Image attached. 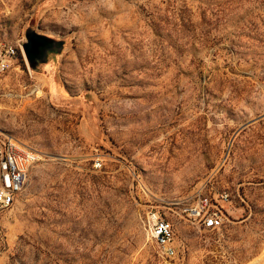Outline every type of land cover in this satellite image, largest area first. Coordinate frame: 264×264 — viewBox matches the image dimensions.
<instances>
[{
	"label": "rangeland",
	"instance_id": "374dc122",
	"mask_svg": "<svg viewBox=\"0 0 264 264\" xmlns=\"http://www.w3.org/2000/svg\"><path fill=\"white\" fill-rule=\"evenodd\" d=\"M32 34L63 51L30 62ZM9 45L0 133L44 158L0 210V264H264V0H3ZM221 192L220 228L190 221Z\"/></svg>",
	"mask_w": 264,
	"mask_h": 264
},
{
	"label": "built area",
	"instance_id": "2783aa9c",
	"mask_svg": "<svg viewBox=\"0 0 264 264\" xmlns=\"http://www.w3.org/2000/svg\"><path fill=\"white\" fill-rule=\"evenodd\" d=\"M3 0H0V8ZM17 49L6 46L0 50V68L14 58ZM44 154L24 142L0 133V210L11 208L26 183L32 166L43 160ZM99 166L100 164H96ZM215 202L207 197H199L196 204L185 209L190 221L196 222L206 229L220 228L223 224V214L218 204L228 201L229 194H217ZM148 238L158 248L164 257L172 258L177 253L175 228L172 222L164 218L158 211H151L147 216Z\"/></svg>",
	"mask_w": 264,
	"mask_h": 264
},
{
	"label": "water",
	"instance_id": "95a60500",
	"mask_svg": "<svg viewBox=\"0 0 264 264\" xmlns=\"http://www.w3.org/2000/svg\"><path fill=\"white\" fill-rule=\"evenodd\" d=\"M32 39H34L37 42H40L41 44L47 45V47L44 51V54H43V58H42L43 62L47 61V56L50 52L55 51L56 53H61L63 51L64 44H65V42L62 40L48 41V38L35 36L34 34H32L31 36H28V43H26L24 45V50H25L27 57L30 60V62H32V59H33L32 56L30 55V52H29Z\"/></svg>",
	"mask_w": 264,
	"mask_h": 264
},
{
	"label": "flooded vegetation",
	"instance_id": "af4514ba",
	"mask_svg": "<svg viewBox=\"0 0 264 264\" xmlns=\"http://www.w3.org/2000/svg\"><path fill=\"white\" fill-rule=\"evenodd\" d=\"M48 41H51L48 39ZM41 43L37 41H35L34 39H32V42H31V45H30V50L31 52H33V58L36 59V60H39V61H42V58H43V54H44V51L47 47V45H40ZM36 52H40L39 55L35 54Z\"/></svg>",
	"mask_w": 264,
	"mask_h": 264
},
{
	"label": "crops",
	"instance_id": "0c3cea01",
	"mask_svg": "<svg viewBox=\"0 0 264 264\" xmlns=\"http://www.w3.org/2000/svg\"><path fill=\"white\" fill-rule=\"evenodd\" d=\"M31 51V50H30ZM34 59V58H33ZM34 60H36V59H34Z\"/></svg>",
	"mask_w": 264,
	"mask_h": 264
},
{
	"label": "trees",
	"instance_id": "16d2710c",
	"mask_svg": "<svg viewBox=\"0 0 264 264\" xmlns=\"http://www.w3.org/2000/svg\"><path fill=\"white\" fill-rule=\"evenodd\" d=\"M29 52H30V50H29ZM31 55V54H30Z\"/></svg>",
	"mask_w": 264,
	"mask_h": 264
}]
</instances>
